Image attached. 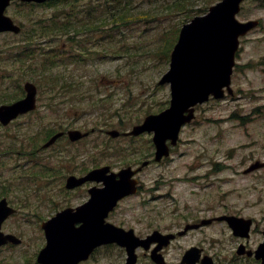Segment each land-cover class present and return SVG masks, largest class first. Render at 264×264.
<instances>
[{"label":"rangeland","instance_id":"obj_1","mask_svg":"<svg viewBox=\"0 0 264 264\" xmlns=\"http://www.w3.org/2000/svg\"><path fill=\"white\" fill-rule=\"evenodd\" d=\"M103 1L78 0L66 8L64 14L71 13L73 22L80 23L90 17L88 5L100 3L91 15L107 19L99 27L80 28L75 41L69 39L75 28L67 35H38L41 25L57 12L53 6L17 2L7 9L22 24L23 32L0 33V103L24 96L22 86L31 80L39 88V106L7 126L0 123V195L18 208L4 230L23 238L18 246L0 249V264H37V254L45 244L42 221L87 197L86 186L66 188L69 174H83L106 164L116 171L128 165L137 167L154 156L151 134L112 138L96 131L79 142L66 138L41 149L54 130L130 129L170 103L169 84L158 82L169 69L184 14L168 15L173 0H133L130 18L112 19L107 7L120 8V1ZM204 3L195 0L193 6ZM149 9L158 16H135ZM98 18L90 19L97 23ZM238 18L260 19L263 26L242 42L234 75L236 94L199 105L195 120L183 127L171 156L147 166L139 174L143 183L139 192L121 200L110 214L115 224L132 227L144 236L154 229L176 232L188 222L230 211L256 218L250 245L261 240L264 167L250 173L243 170L258 159L264 161V0H246ZM35 32L29 40L28 33ZM26 47H34L35 54L23 59ZM72 54L85 59L71 60ZM48 56L46 66L52 67H45L41 58ZM252 60L260 61L257 70L242 67ZM233 113L249 116V122L240 126ZM203 228L171 243L166 250L169 264H179L191 245L204 247L215 264L255 263L236 254L240 239L227 223L217 221ZM138 251V264H154L143 249ZM98 258L88 264H124L126 253L117 245L103 246Z\"/></svg>","mask_w":264,"mask_h":264},{"label":"water","instance_id":"obj_2","mask_svg":"<svg viewBox=\"0 0 264 264\" xmlns=\"http://www.w3.org/2000/svg\"><path fill=\"white\" fill-rule=\"evenodd\" d=\"M28 2H44L46 0H22ZM243 0H221L209 8L204 15L195 16L181 28L170 60V68L160 80V84L171 83V105L167 109L152 113L144 121L135 125L125 135H139L145 131L154 132L153 140L156 144V159L169 155L168 140L175 144L179 138L182 126L190 122L195 114V105L202 103L213 94L216 98L223 97L225 87L231 88V75L235 64L236 51L239 48L240 36L246 34L256 26L258 20L240 21L237 13L241 10ZM11 0H0V32H20L21 26L5 13ZM26 96L13 103L0 105V120L8 124L18 115L37 107V86L28 81L25 83ZM108 133L119 136L120 130L111 129ZM64 132L53 135L43 146L53 144ZM68 134L72 140L80 139L89 134L78 129H71ZM147 162L144 163V165ZM257 162L248 170L259 167ZM142 167L133 169L131 166L119 172H111L110 166L95 168L87 175L77 177L71 175L66 186L73 188L87 180L104 181V187H93L90 200L77 208H66L43 223L47 235V244L41 250L38 260L43 264H77L80 259L87 258L97 246L116 242L126 247L128 257L126 264H136L138 254L136 249L143 246L149 249L152 242H159L152 251V258L161 264H167L162 253L163 246L168 245L176 237L174 233L164 234L155 230L146 238L135 234L134 229L126 230L106 220L109 212L115 208L119 199L137 191V179L132 178ZM15 211L8 205L7 198L0 200V245L13 241L21 242L13 234L1 231L3 221ZM227 219L234 228L235 234L248 236L252 220L235 216H221ZM212 219L204 220L209 223ZM82 222L77 227L76 223ZM200 224L187 225L189 228ZM243 252V246L239 250ZM252 254L251 251L248 252ZM201 257V249L192 247L184 257L182 264H197ZM256 257L262 258L259 264H264V243L256 250ZM203 264H214L213 258L206 255Z\"/></svg>","mask_w":264,"mask_h":264},{"label":"trees","instance_id":"obj_3","mask_svg":"<svg viewBox=\"0 0 264 264\" xmlns=\"http://www.w3.org/2000/svg\"><path fill=\"white\" fill-rule=\"evenodd\" d=\"M78 0H50L47 2L48 5L50 6H54L57 10V12H55L52 17H50V19H48L47 23L45 25H41L42 27V31L38 34L37 32L35 33H28L29 36V40L32 39V37L34 36V34H38L41 36H47V35H53V34H59V33H63V34H67L68 32H70V30L72 29V27L78 28L77 26L74 25V23L71 21V17L69 16V14H64L66 12V8L68 7L69 4H72L74 2H76ZM106 1V0H104ZM103 1V2H104ZM120 3L119 5H121L120 8H116L113 5H110L107 7V10L109 11L110 17L112 19H128L130 18V10L132 7V2L133 0H126L124 4L121 3V0H119ZM194 1L195 0H173L172 4L168 7V11H169V16H171L173 13L175 14V12H181L184 14V18H183V22L189 21L190 19H192L194 16L199 15V14H203L205 13L209 6L211 4H213L214 2L218 1V0H205V3L203 4V6L195 8L194 5ZM113 2V1H112ZM102 3V2H101ZM100 3H97L96 5H92L89 4L88 8L86 9V11L88 10V13L90 14L89 17V24L87 23V25L85 27H90L92 25H94V27L96 26V24L94 23V19H90L93 17L98 18V16H92L91 14H93L96 10H97V5H99ZM20 5H37L35 3H20ZM96 6V8H95ZM190 6H192L193 8H191ZM136 17H157L158 13H156L153 9H149L146 11H140L137 12V14H135ZM86 19V18H83ZM93 20V21H91ZM99 20H101L100 18L97 19V24H101L102 22L107 21V19L105 20H101L102 22L98 23ZM177 37V36H176ZM176 40V38H175ZM43 49V48H41ZM25 53V57H29L30 55L35 54L34 50L32 49H26L24 51ZM43 58V63L45 65V67H52V66H46V59L49 58L48 57H41ZM82 58H79L78 60H81ZM84 60V59H83ZM44 72V70H43Z\"/></svg>","mask_w":264,"mask_h":264},{"label":"flooded vegetation","instance_id":"obj_4","mask_svg":"<svg viewBox=\"0 0 264 264\" xmlns=\"http://www.w3.org/2000/svg\"><path fill=\"white\" fill-rule=\"evenodd\" d=\"M252 32V31H251ZM248 35V34H247ZM245 36L244 38H247L248 36ZM243 38V39H244ZM253 70H257V69H253ZM99 129V128H98ZM100 130H102V129H100ZM94 185V183L93 182H88V183H86V184H84V185H82V186H80V187H77V188H83V187H85L86 186V190H87V197H85V199L83 200V202H85L86 200H88L89 199V188L91 187V186H93ZM76 188V189H77ZM228 214H231L232 212H227ZM254 219V218H253ZM202 220H204V218H202V219H200V220H197V221H195V222H192V223H187V224H199V223H201L202 222ZM201 221V222H200ZM199 222V223H198ZM205 227V226H204ZM182 228V227H181ZM180 229V228H179ZM178 229V230H179ZM198 229H204L203 228V226H200ZM259 229V231H260V233L262 234V238H261V240H263L264 239V220H263V223L261 224V226L258 228ZM170 230H172V229H170ZM194 230H196V229H194ZM250 239H251V237H248V238H246V239H240V241L238 242V244H242V243H244L245 244V247H246V249H253L252 247H257V245L261 242V240L255 245V246H251L250 245ZM10 246H11V244H10ZM101 248H102V246L101 247H98L91 255H90V257H89V259H85V260H82V261H80L78 264H88L89 262H91L93 259H96L97 261H99V258H98V253L100 252V250H101ZM203 249H204V252H203V254H206L207 252L205 251V248L203 247ZM39 253V252H38ZM163 253L164 254H166V250H164L163 251ZM241 258V257H240ZM248 258H250V259H253L252 257H248Z\"/></svg>","mask_w":264,"mask_h":264}]
</instances>
